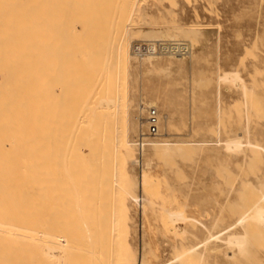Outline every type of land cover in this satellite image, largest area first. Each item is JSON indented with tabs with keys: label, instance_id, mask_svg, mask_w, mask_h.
<instances>
[{
	"label": "bare ground",
	"instance_id": "1",
	"mask_svg": "<svg viewBox=\"0 0 264 264\" xmlns=\"http://www.w3.org/2000/svg\"><path fill=\"white\" fill-rule=\"evenodd\" d=\"M129 1L0 0V264L135 262L126 201L136 183L126 164L136 162V144L119 123L118 100L123 107L125 97L118 84L125 85L123 67L154 60L161 51L154 44L145 55L130 48ZM205 35L199 34L200 53L185 63L188 69L203 59ZM178 47L164 49L171 55ZM224 60L219 80L234 90L242 86L241 70L252 80L264 72L262 56L249 66L240 58ZM195 73L190 95H177L183 100L169 90L159 95L160 104L134 105L131 128L142 147L154 155L170 151L173 159L205 152L219 168L201 225L196 184L170 183L181 199L161 218L162 242L174 250V264H264V89L250 95L242 90L234 116L222 108L221 136L213 122L222 95H204ZM150 110L157 117L154 134ZM179 111L182 138H162ZM141 187L148 196L157 192L147 173ZM156 257V248L147 251L140 264H158Z\"/></svg>",
	"mask_w": 264,
	"mask_h": 264
},
{
	"label": "rangeland",
	"instance_id": "2",
	"mask_svg": "<svg viewBox=\"0 0 264 264\" xmlns=\"http://www.w3.org/2000/svg\"><path fill=\"white\" fill-rule=\"evenodd\" d=\"M129 6L131 7L129 8L131 24L126 37L130 42V48L133 46L134 52L145 55L149 51V46L154 44L156 52L161 51V53L157 54L159 57L154 60H133L123 67L126 71L125 85L120 81L118 84V95L125 97L123 107H121V99L118 100L119 123L121 127L129 128L130 139H134L136 144L133 147L136 162L126 164L130 178L136 183L133 187V196H129L126 201L129 225L127 241L135 255L134 264H140L144 254L150 250L154 251L155 248L157 257L154 258V263L174 264L172 259L174 250L162 242L160 233L161 218L168 209L175 207V201L181 199L178 190L172 189L170 183L175 181L177 184L181 181L196 184L199 199L197 225H201L203 220L201 208L204 206L205 198L210 199L213 194L212 179L219 168L215 160L205 152L192 153L184 159H173L170 151L157 153V156L156 153L154 155L153 149L142 147L139 133L131 128L134 105L146 100L160 104L159 95L169 90L172 95H176V100L177 98L183 100L177 95H190V77L194 72H199L195 74L204 81L205 91L203 90V93H207L204 95H211L209 91H212V96L215 93L213 97L222 95L221 111L217 115L214 114L213 123H215L214 127L218 130V134L225 136L222 125L224 116L222 108L225 109L227 117L234 116L238 112V106L241 108L242 102L237 95H242V90H244L243 95H250L255 94L259 89H264V72L256 75L252 80L247 70H241L239 73L242 83L240 90H234L232 83L223 84L219 80L220 73L227 67L225 57L243 59L247 66L260 56L264 57V0H131ZM213 29L218 32L219 46L215 43ZM201 32H206L205 45L202 50L204 57L198 61L201 62L200 64L197 62L200 66L195 65L194 61L188 69L185 63L191 59L195 60L200 53L198 41ZM178 44L179 47L172 50L174 53L167 55L166 50L170 46L177 47ZM188 44L189 49L186 48ZM215 49L217 55H215ZM212 58H215L214 61ZM207 60L208 62L210 60V64L206 62ZM202 70L206 72L203 73ZM213 71L215 76L212 75ZM203 74L206 77L210 75V77L207 79ZM214 85L216 88H212L215 87ZM156 111L158 115H161L159 109ZM241 113L244 112L241 111ZM172 117L173 125L170 131H162L164 139H179L184 133L183 111L173 112ZM140 121L146 122L145 111L142 112ZM143 129L145 131L142 132L146 133L145 126ZM143 138L148 141L154 137L144 136ZM246 139L243 138V140ZM168 154H170L169 159L166 156ZM146 162H149V166ZM243 169L245 170V167ZM142 173H147L156 183L155 195L148 196L143 192ZM199 241L198 238L197 242Z\"/></svg>",
	"mask_w": 264,
	"mask_h": 264
},
{
	"label": "built area",
	"instance_id": "3",
	"mask_svg": "<svg viewBox=\"0 0 264 264\" xmlns=\"http://www.w3.org/2000/svg\"><path fill=\"white\" fill-rule=\"evenodd\" d=\"M148 121H149V126H150V133L154 134L157 131V117H156V112L154 110H150L149 115H148Z\"/></svg>",
	"mask_w": 264,
	"mask_h": 264
}]
</instances>
